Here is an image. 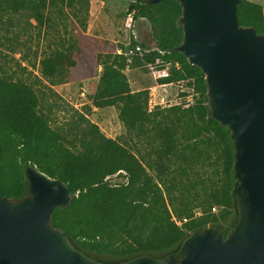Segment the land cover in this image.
I'll return each instance as SVG.
<instances>
[{
  "label": "trees",
  "instance_id": "obj_1",
  "mask_svg": "<svg viewBox=\"0 0 264 264\" xmlns=\"http://www.w3.org/2000/svg\"><path fill=\"white\" fill-rule=\"evenodd\" d=\"M55 1L0 0V11L28 14L42 24L46 20L44 14ZM128 1L132 3L130 12L138 8L135 19L157 24L160 30L154 37L156 51L131 40L142 53V61L147 65L178 63V69L170 67V76L158 82L184 83L196 94L192 106L178 108L175 121L163 126L161 121L151 120L147 91L130 90L125 75L129 66L126 58L115 54L102 59L100 86L91 98L92 105L95 108L119 105L123 125L127 130L139 128L143 135L148 131L146 125L154 124V137L161 141L154 163L155 177L148 174L134 155L117 141L106 138L83 117L66 131L53 128L39 110L35 90L0 73V196L18 199L27 194L23 175L27 164L66 183L73 198L67 208L54 209V227L68 234L86 254L106 260L167 253L188 233L206 225L223 226L226 237L234 217L233 146L229 130L209 117L206 83L200 69L174 51L183 37L177 23L181 7L176 0H164L156 5H147L146 0ZM236 13L241 26L253 27L257 33L264 34V15L259 5L241 0ZM66 62L63 54H51L39 62L40 73L47 79L56 78ZM142 65L136 62L133 67ZM179 128L183 130L181 137L185 144H192L201 155L198 158L209 160L211 177L200 176L197 182L189 181L187 170L191 161L180 159L183 145L177 135ZM120 172L125 174L124 184L104 183L107 177ZM176 200H188L184 206L191 201L196 203L200 216L194 217L183 210L184 217L180 220L187 221L177 225L169 209ZM214 207L220 210L212 213Z\"/></svg>",
  "mask_w": 264,
  "mask_h": 264
},
{
  "label": "water",
  "instance_id": "obj_2",
  "mask_svg": "<svg viewBox=\"0 0 264 264\" xmlns=\"http://www.w3.org/2000/svg\"><path fill=\"white\" fill-rule=\"evenodd\" d=\"M176 1L183 37L174 51L202 72L209 117L229 130L233 146L235 220L227 236L206 225L161 255L91 256L53 225L54 209L71 204L68 185L27 164V194L0 196V264H264V34L239 24L241 0Z\"/></svg>",
  "mask_w": 264,
  "mask_h": 264
},
{
  "label": "rangeland",
  "instance_id": "obj_3",
  "mask_svg": "<svg viewBox=\"0 0 264 264\" xmlns=\"http://www.w3.org/2000/svg\"><path fill=\"white\" fill-rule=\"evenodd\" d=\"M247 1L259 5L264 15V0ZM130 4L128 0H56L44 14L46 20L42 24L28 14L0 11V73L9 80L22 81L35 90L39 110L53 128L66 131L75 120L83 117L97 126L106 138L117 141L134 155L148 174L155 177L154 163L161 141L154 137V124L146 125L148 131L143 135L139 128L127 130L119 119V105L105 108L92 105L91 98L100 86L102 59L106 55H123L129 65L125 75L130 90H146L148 99L150 96H163L168 100L169 107L156 106L149 110L147 99L151 120L161 121L163 126L175 121L178 108L184 110L192 106L196 94L187 93L185 89L188 85L184 83L171 86L160 84L154 72L158 62L147 65L142 61V53L132 45L131 40L143 43L150 51H156L154 37L160 30L157 24L143 18L135 19L138 8L130 12ZM54 53L63 54L67 62L61 66L56 78L47 79L40 73L39 62ZM136 62L143 65L133 67ZM182 133L183 130L179 128L177 135L183 145L180 159L191 161L187 170L189 181L197 182L200 176L211 177L212 168L207 164L209 160L206 162L198 158L201 155L192 144H185ZM125 182L123 172L104 180L105 184L111 186ZM187 201L176 200L174 207H169L173 221H182L180 219L184 217L185 210L194 217L200 216L196 203L191 201L186 206L182 205ZM214 208L215 211L211 209L212 213L220 210V207ZM234 220L235 215L230 221L232 225ZM214 226L221 230L223 228L221 225Z\"/></svg>",
  "mask_w": 264,
  "mask_h": 264
},
{
  "label": "built area",
  "instance_id": "obj_4",
  "mask_svg": "<svg viewBox=\"0 0 264 264\" xmlns=\"http://www.w3.org/2000/svg\"><path fill=\"white\" fill-rule=\"evenodd\" d=\"M131 20V19H130ZM139 49V48H137ZM154 72H155V75L157 77L162 78V79H166L170 76V72H169V68L170 67H174L175 69H178L179 68V64L178 63H158L154 66ZM172 83L169 84V86H171ZM185 91L189 94H193L194 91L191 87H188L187 89H185ZM172 105V104H171ZM169 107L170 105L168 104V100L161 96V97H149L148 99V109L149 110H152L154 107ZM216 208H212V211H215ZM187 219H182V221H179V222H176L174 220V222L177 224V225H181L182 223L186 222Z\"/></svg>",
  "mask_w": 264,
  "mask_h": 264
}]
</instances>
